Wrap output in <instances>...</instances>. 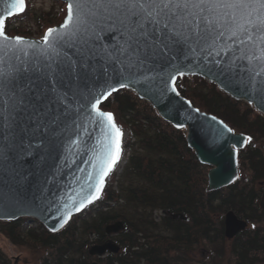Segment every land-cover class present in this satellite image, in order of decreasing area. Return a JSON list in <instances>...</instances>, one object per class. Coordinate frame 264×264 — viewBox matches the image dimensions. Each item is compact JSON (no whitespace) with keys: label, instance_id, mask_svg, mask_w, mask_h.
Listing matches in <instances>:
<instances>
[{"label":"water","instance_id":"obj_1","mask_svg":"<svg viewBox=\"0 0 264 264\" xmlns=\"http://www.w3.org/2000/svg\"><path fill=\"white\" fill-rule=\"evenodd\" d=\"M60 1L66 4V0ZM12 3L0 0V15L7 16ZM24 12L7 16L5 28L7 20ZM23 38V44L15 45L20 59L0 63V222L29 219L59 233L74 216L98 202L121 162L124 133L121 130L120 159L105 177L98 198L76 211L80 200L95 191L89 184L96 183L93 164L102 131L93 104L99 99L97 107L102 110L101 105L121 90L149 103L174 128L187 131L189 148L201 165L210 168L208 193L226 189L238 180V154L246 147L248 136L228 132L223 121L194 107L176 88L179 78L198 77L264 117V64L239 59L242 46L238 43L225 38L211 47L203 45L207 51H201L195 43L191 44L195 50H189V45L167 41L164 49L157 41L147 45V60L133 67L135 60L114 63L103 53L89 56L86 49L81 51L70 43L59 49L57 58L43 38ZM98 39L110 48L119 42V34L106 31L99 33ZM51 40L55 42V34ZM68 210L71 216L63 223ZM247 227L233 211L226 214L227 238ZM123 229L124 224L117 222L107 226L106 234ZM114 250L118 251L108 243L92 247L90 255L102 258Z\"/></svg>","mask_w":264,"mask_h":264},{"label":"trees","instance_id":"obj_2","mask_svg":"<svg viewBox=\"0 0 264 264\" xmlns=\"http://www.w3.org/2000/svg\"><path fill=\"white\" fill-rule=\"evenodd\" d=\"M29 1L26 0L27 7ZM65 16L64 10L61 14H48L38 19L37 28L44 33L62 23ZM13 22H6L10 36L32 34L28 30L22 33ZM176 88L194 107L217 117L234 133L250 138L247 149L238 155L239 169L242 174V165L247 160V171L251 174L247 178L264 183V157L255 143L264 139V117L252 106L231 99L217 86L198 77H181ZM101 109L114 115L123 132L128 131L129 126L135 137L131 146L128 140L123 141L124 153L130 149L123 174L129 184L120 183L119 190L113 191V172L98 202L74 216L59 233H51L42 225L33 227L27 219H20L0 222L1 235L13 246L34 245L42 249L45 256L41 264H92L91 248L108 243H115L114 249L118 251H107L106 258H94L101 264H180L176 254L191 249L199 240L206 244L213 241L215 245L219 238L224 240V219L217 216L233 211L241 218L245 216L253 225L242 233V240L247 237L242 249L233 252L237 259L235 264H257L258 259L251 253H264V234L251 230L257 228L253 222L263 217L264 212L259 209L253 189L239 187L242 178L232 187L208 193L209 168L201 165L189 148L187 131L166 123L132 92L119 91L103 103ZM121 185L125 194L120 191ZM129 208L142 212L135 217ZM156 211L165 212L160 222L153 217ZM117 221L124 224L123 231L107 235V226ZM171 246L175 256L168 250ZM0 264H11L1 248Z\"/></svg>","mask_w":264,"mask_h":264},{"label":"snow or ice","instance_id":"obj_3","mask_svg":"<svg viewBox=\"0 0 264 264\" xmlns=\"http://www.w3.org/2000/svg\"><path fill=\"white\" fill-rule=\"evenodd\" d=\"M66 7L64 22L58 28L47 29L43 37L57 58L61 55L59 49L70 43L81 51L86 49L89 56L103 53L114 63L135 60L132 65L135 67L147 60L149 43L158 41L167 49L166 42L172 41L178 45H189V50H195L191 48L195 43L201 51H207L203 45L211 47L216 41L226 38L242 46L239 59H246L250 64L253 61L264 64V0H66ZM25 8V0H13L7 16L24 12ZM7 16L0 15V63L20 59L15 45L25 42L23 37L6 34ZM106 31L119 34V42L110 48H105L98 39L99 33ZM54 34L55 42L51 40ZM97 46L99 51H96ZM60 66L58 61L57 69ZM99 104L97 99L93 108L100 118L96 123L100 126L102 138L97 141L99 147L95 150L93 164L96 183L89 184V188L95 191L90 197L80 200L76 211L86 202L91 203L98 198L105 177L120 159L122 150L123 133L117 127L113 114L100 110ZM64 207L67 208V204ZM70 216L71 210H68L63 223H67Z\"/></svg>","mask_w":264,"mask_h":264},{"label":"rangeland","instance_id":"obj_4","mask_svg":"<svg viewBox=\"0 0 264 264\" xmlns=\"http://www.w3.org/2000/svg\"><path fill=\"white\" fill-rule=\"evenodd\" d=\"M26 10H25V12L27 14H25V12L23 13V14H25V16H23V14H22L20 16L14 17L10 20H13L14 21L13 23H15L14 25L17 27H20L22 29V31H21L22 33H24V30H28L32 34L31 35L21 34V35H16V36L25 37V38L42 39L46 32L43 33V31L41 29L39 30V28H37L38 24H39L38 19L43 18V17L45 18L48 14H61V13H63V10L66 12V4L61 2L60 0H30L29 1V7H27ZM60 24H57L56 26H58ZM56 26H54V27H56ZM6 34L8 36H10L7 32H6ZM16 36H10V37H16ZM241 103L248 106V104H246L244 102H241ZM255 112H257V111L255 110ZM128 128H129L128 131L123 132L124 133V141L128 140L130 143V146H131L135 142V137L133 136L131 128L129 126H128ZM237 134H241V133H237ZM261 140L262 141H260L258 139L257 142L255 140V143H257V147L260 148V149L258 148L259 153H262V156L264 157V139H261ZM245 149H247V146L244 148V150ZM244 150L240 151L239 153H241V152L243 153ZM129 155H130V149H127V151L125 150V153L123 151L121 162L118 164V166L116 167V169L114 171L115 172L114 173L115 178H114V181L111 183L113 191L117 192L119 190V184L120 183L121 184L126 183L125 185L129 184V181H127V179H123V174L125 172V166H126V163L128 161ZM242 167H243L242 168L243 173L241 174L240 169H239V164H238L239 178L235 183L240 182L241 181L240 178H242V181L239 183V187L243 188L245 186H248V188L250 190L253 189V192H255V194L258 197L257 202H258V206H259V202H260L261 198L264 196V183L263 182H256L255 183V182L250 181L248 179L251 174L249 173V171H247L248 170L247 160H246V162L244 161V165H242ZM209 170H210V168H209ZM232 186H230V187H232ZM242 190H244V189H242ZM120 191L122 192V185L120 187ZM123 194H125V193H123ZM128 210H130L132 212L133 216H135V217L140 216V214L142 212V210L137 211L134 208H132V209L129 208ZM226 213L227 212H225L224 214L218 215L217 218L219 219V218L223 217V219H224ZM129 216H131V215H129ZM164 216H165V212H163V211H156L153 214V217H154L155 221H157V222H160L161 218ZM243 219H245V216L243 217ZM27 220H28L29 224H31V226H33V227H37L38 225H41L37 221H32L29 219H27ZM117 222H121V221H117ZM248 223H249V229L250 228L252 229V227H253L252 222L251 223L248 222ZM253 223L255 224V226L257 228L255 230H251V232H256L259 230L260 234L261 233L264 234V216L259 218L257 222H253ZM113 224H115V223H113ZM156 232H159V230H156ZM113 235H116V234H113ZM250 236H252V235L250 234ZM112 238H114L112 240H114L116 242L115 237H112ZM91 239L93 240V236L91 237ZM218 240H219V242L217 243V245L213 244L214 243L213 241H211L209 244H206V243L202 242L201 240H199L198 244L193 246L191 249H188V250L186 249L185 251L177 253L176 258L181 260L180 264H213V263L214 264H235L237 262V259H236V256L233 253H231L232 252L231 244L229 242L221 240L220 238ZM243 240L247 241V237H244ZM243 240H242V243H243ZM221 244H222V246H220ZM244 244L246 245L245 242H244ZM245 245H244V247H245ZM114 246H116V245H114ZM0 248L5 252L7 257L10 259L11 264H41V260L45 256L44 251L42 249H40L39 247L34 246V245L23 246V247L13 246L9 242V240L1 234H0ZM249 248H251V247L249 246ZM172 249H173L172 246L168 248V250L171 251V255H174L175 252L172 251ZM251 254L254 258L256 257V259H258L257 264H264V253L252 252ZM106 257H107L106 254L102 256V258H106ZM94 258L97 259L98 256H94ZM94 258H93V263L97 262V263L101 264V262L95 260Z\"/></svg>","mask_w":264,"mask_h":264},{"label":"flooded vegetation","instance_id":"obj_5","mask_svg":"<svg viewBox=\"0 0 264 264\" xmlns=\"http://www.w3.org/2000/svg\"><path fill=\"white\" fill-rule=\"evenodd\" d=\"M244 135V134H243ZM246 136V135H245ZM249 138V137H248ZM248 142H249V139H248ZM248 144V143H247ZM247 146V145H246ZM244 150V149H243ZM242 150V151H243ZM235 184V183H234ZM233 184V185H234ZM264 198V196L261 198V200H260V202H259V209L261 210V211H263L264 212V208H262L261 207V203H262V199ZM228 213V212H227ZM226 213V214H227ZM235 214V213H234ZM236 215V214H235ZM226 216V215H225ZM237 217H238V219H240V220H242V221H245L247 224H248V227H247V229H249V223L245 220V219H243V218H241L242 216H238V215H236ZM264 216V215H263ZM224 225H225V217H224ZM246 229V230H247ZM245 230V231H246ZM245 231H241V232H239L236 236H234L233 238H227L226 237V230H225V228H224V240L223 241H226V242H229L230 244H231V248H232V252L231 253H233L234 252V250L235 249H237V250H241L242 249V233H244ZM219 246V245H218ZM220 246H222V244L220 245ZM235 255H236V253H234ZM214 264V263H213Z\"/></svg>","mask_w":264,"mask_h":264},{"label":"bare ground","instance_id":"obj_6","mask_svg":"<svg viewBox=\"0 0 264 264\" xmlns=\"http://www.w3.org/2000/svg\"><path fill=\"white\" fill-rule=\"evenodd\" d=\"M123 155V154H122ZM122 159V158H121Z\"/></svg>","mask_w":264,"mask_h":264}]
</instances>
